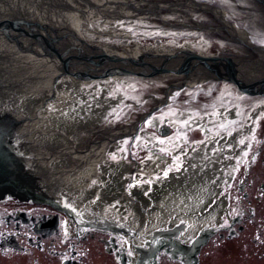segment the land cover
Segmentation results:
<instances>
[{"label":"flooded vegetation","instance_id":"flooded-vegetation-1","mask_svg":"<svg viewBox=\"0 0 264 264\" xmlns=\"http://www.w3.org/2000/svg\"><path fill=\"white\" fill-rule=\"evenodd\" d=\"M203 1L205 10L192 17L177 11L141 16L157 25L152 32H138L132 41L160 38L175 51L181 46L209 54L240 53L239 44L231 42L240 7L249 11L252 33L264 36V27H258L261 17L253 20L252 0H235L227 8L232 15L211 10L222 1ZM77 83L74 100L90 109L93 128L99 126L81 135L94 172L72 186L77 191L72 208L0 202L1 253H41L58 264H83L95 257L104 264H137L160 230L191 246L200 232L210 229L201 264L205 248H229L246 239L245 224H255L256 211H264V172L259 180L255 171L257 163L264 164L259 146L264 97L242 95L229 82L195 81L175 73ZM94 107L97 111L91 112ZM92 138L106 144L104 155L100 148L91 149ZM67 165L75 169L79 164ZM262 224L256 225L258 235ZM172 251L161 250L156 264H183V256Z\"/></svg>","mask_w":264,"mask_h":264},{"label":"water","instance_id":"water-1","mask_svg":"<svg viewBox=\"0 0 264 264\" xmlns=\"http://www.w3.org/2000/svg\"><path fill=\"white\" fill-rule=\"evenodd\" d=\"M255 1L251 11L253 20L257 22L260 16L264 17V0ZM235 3V0H225L221 6L228 11L227 8ZM240 8L235 10L237 15L248 16L249 11ZM202 9L205 10L204 5L198 0H0V46L7 43L11 45V41L17 39L36 53L44 54L80 74L84 78L80 77L78 81L84 83L132 74L137 77H152L175 73L195 81H226L235 85L243 94L264 97V44H258L251 39L247 25L243 28V22L240 21L244 18L242 16L239 17L238 27L233 25L236 31L232 34L233 41L244 46L239 45L242 56L248 49L253 53L252 57H229L193 51L172 53L163 50V41L160 38L152 42L123 40L120 46L126 44V54L117 53L116 45H92L93 41L103 37L122 38L130 34L128 31L136 32L143 27L149 31L155 23L142 19L139 23L134 20L118 24L124 18H140L150 13L156 16L162 13L166 16L170 13L168 11H177L192 17ZM232 10L230 9L231 12ZM99 20L103 22H97ZM261 21L263 25L258 24V27H264V19ZM106 27L109 29L102 30ZM113 27L115 31H119L110 29ZM259 36L264 37L260 32ZM65 70L67 71L66 68ZM10 95L11 90L5 94L0 93V151L8 150L14 154L13 158H21L14 135L19 133L26 137L27 141L21 145L24 148L38 147L39 141L36 137H33L34 141L29 140L30 134L19 132L21 125L15 118L21 105L13 104L8 99ZM37 155L38 152L34 160L30 159V155L23 160L28 165L27 170L22 164L9 167L0 165V199L14 197L20 201L45 202L64 209L72 208L70 203L60 200L57 188L50 182V175L43 174L36 168ZM7 173H12L13 176ZM65 212L68 215L69 212L72 213ZM165 234L145 250L143 260L137 261V264H156L158 253L165 248H173V253L181 254L183 264H200L198 254L208 241V233L202 235L199 243L192 246H182L177 239L167 236L168 231ZM178 234L176 231L174 236Z\"/></svg>","mask_w":264,"mask_h":264},{"label":"bare ground","instance_id":"bare-ground-1","mask_svg":"<svg viewBox=\"0 0 264 264\" xmlns=\"http://www.w3.org/2000/svg\"><path fill=\"white\" fill-rule=\"evenodd\" d=\"M11 43L0 46V93L12 91L8 99L15 105H21L15 118L21 125L19 132L30 134L29 140L34 141L33 137H36L40 142L36 168L50 175V182L57 188L60 200L74 207L77 191L72 186L76 188L84 176L94 172L90 168L93 162L89 146L83 145L81 135L93 128L95 120L88 119L90 109L74 100L80 86L78 78L83 76L44 54L36 53L17 39ZM93 103L97 107L98 103ZM28 105L31 106L27 110L24 107ZM92 111L96 112L97 108ZM90 141L93 144L91 149L100 148L101 155L106 153L103 141L93 138ZM76 155L80 158L73 157ZM57 163L59 167H55ZM68 163L79 165L74 169L68 167ZM74 170L77 171L73 173ZM96 173L99 174L98 171ZM62 187L72 198L62 194ZM202 235L200 232L192 245L198 244Z\"/></svg>","mask_w":264,"mask_h":264},{"label":"rangeland","instance_id":"rangeland-1","mask_svg":"<svg viewBox=\"0 0 264 264\" xmlns=\"http://www.w3.org/2000/svg\"><path fill=\"white\" fill-rule=\"evenodd\" d=\"M21 97L23 96L20 94ZM25 97V96H24ZM19 98V97H18ZM31 105H28V108ZM258 121V119H257ZM264 127V125H263ZM264 136V134H263ZM259 146L264 149V139L259 141ZM255 171L261 179V174L264 172V164H256ZM257 216L255 218V224L246 223L245 233L246 239H239L236 246L229 248H216L213 245L205 248L207 252L206 256H202L201 264H264V211H256ZM259 222L263 223L259 230L256 226ZM248 236V237H247ZM243 237V234L241 235ZM13 241V240H11ZM8 253L0 252V264H58L56 261L50 258H45L41 253L29 254L25 252H16L9 250ZM37 257L39 262H35L34 258ZM42 259H45L41 261ZM83 264H104L102 260H98L96 257L91 262Z\"/></svg>","mask_w":264,"mask_h":264},{"label":"snow or ice","instance_id":"snow-or-ice-1","mask_svg":"<svg viewBox=\"0 0 264 264\" xmlns=\"http://www.w3.org/2000/svg\"><path fill=\"white\" fill-rule=\"evenodd\" d=\"M241 144H243V141H240ZM245 154H247V152L245 151ZM165 175H167V172H165ZM131 255V253H129Z\"/></svg>","mask_w":264,"mask_h":264}]
</instances>
